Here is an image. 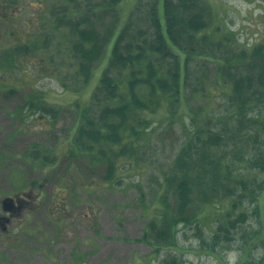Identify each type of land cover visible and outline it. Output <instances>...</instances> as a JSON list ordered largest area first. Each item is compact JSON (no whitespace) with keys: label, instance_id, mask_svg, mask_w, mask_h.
Here are the masks:
<instances>
[{"label":"trees","instance_id":"obj_1","mask_svg":"<svg viewBox=\"0 0 264 264\" xmlns=\"http://www.w3.org/2000/svg\"><path fill=\"white\" fill-rule=\"evenodd\" d=\"M124 1L54 0L58 11L44 19L48 37L38 38L47 39V46L49 41L56 43L59 54L66 50L62 45L68 40L74 75L85 87L103 62L90 99L75 102L79 127L72 136L70 155L106 165L104 179L111 180L119 157L137 158L141 153L144 142L140 138L146 139L153 122L149 115L169 106L173 114L182 105L190 125L183 119L184 141L160 181L155 195L158 204L141 239L148 240L156 252L176 245L179 226L198 223L201 207L215 204L219 210L229 200L224 215H218L217 226H212L208 252L217 255L221 246L232 249L237 234L244 243L248 237L253 243L263 241L264 41L240 45L234 33L223 34L224 28L212 19L209 0H136L123 22L119 16ZM14 2L0 0V30L13 32L5 38L12 42L0 45V60L6 62L11 85L4 90L11 93L18 87L11 81L17 60H25L28 53H48L39 40L14 45L20 31ZM107 15L112 17L111 26L102 29ZM9 24L12 30L7 29ZM200 69L207 74L198 75ZM198 86L209 88L205 97L213 94L214 87L220 88L225 107L214 103L208 108L199 102L192 108ZM43 93L27 94L16 116L22 118L24 109L41 111L39 117L55 116L59 108ZM51 153L52 147L36 142L24 152L33 154L32 163L41 167H50L56 159ZM140 193L145 211L143 188ZM246 204H252L251 216L259 222L251 232L245 227L251 218ZM244 243L239 248V264L252 262L250 246Z\"/></svg>","mask_w":264,"mask_h":264},{"label":"rangeland","instance_id":"obj_2","mask_svg":"<svg viewBox=\"0 0 264 264\" xmlns=\"http://www.w3.org/2000/svg\"><path fill=\"white\" fill-rule=\"evenodd\" d=\"M14 1L13 9L19 19L17 29H20L14 45L39 40L48 53H28L25 60L23 57L17 60L14 77L8 78L18 86L13 87L12 93L4 90L11 85L7 82L6 62L0 60V216H10L7 223L2 220L7 224L5 229L0 224V264H239L242 254L239 248L244 243L240 234L232 241L230 250L221 246L217 255L207 250L212 226H217L218 215H224L229 200L219 210L215 204L201 207L198 223L179 226L176 245L156 252L148 240L141 239L158 204L155 195L160 181L184 141L183 119L190 125L186 108L180 105L172 114L174 108L169 106L170 109L162 108L149 115L153 122L144 135L146 139L140 138L144 143L139 156L122 155L118 158L115 177L104 179L106 165L91 163L81 155H70L72 136L79 127L75 102L83 104L90 99L103 62L85 87L74 75L76 67L67 51L68 40L62 45L66 50L59 54L55 51L56 43L49 41L48 47L47 39H40L48 37L44 19L58 11L53 6L54 0ZM135 2H123L119 16L123 22ZM209 2L214 12L212 19L224 28L223 34L234 33L240 45L252 46L264 41V0ZM111 20V15L105 16L101 28L111 26ZM9 25L7 29L12 30L13 26ZM11 32L0 30V45L3 41V45L12 42L5 40ZM202 74L207 72H198ZM79 87L83 89L77 90ZM203 87L198 86L192 108L199 102L207 103L208 108L214 103L225 107L226 97L223 99L220 88L214 87L213 94L205 97L209 88ZM39 90L44 91L50 104L59 108L58 113L39 117L41 111L27 113L24 109L20 111L22 118L16 116L25 96ZM35 142L53 148L50 156L56 159L50 167H41L38 162L35 166L33 154H24ZM34 180L40 182L32 185ZM141 188L146 193L145 211L140 201ZM6 196L19 198L21 205L14 206L11 212L2 211ZM245 207L251 216L252 204ZM258 225L255 216L245 222L250 232ZM246 245L250 246L252 262L245 264H264V240L253 243L252 237H248Z\"/></svg>","mask_w":264,"mask_h":264},{"label":"water","instance_id":"obj_3","mask_svg":"<svg viewBox=\"0 0 264 264\" xmlns=\"http://www.w3.org/2000/svg\"><path fill=\"white\" fill-rule=\"evenodd\" d=\"M14 198H12V197H5L4 199H3V201H2V203H3V208H4V210L5 211H10V209L12 208V206H13V200Z\"/></svg>","mask_w":264,"mask_h":264},{"label":"flooded vegetation","instance_id":"obj_4","mask_svg":"<svg viewBox=\"0 0 264 264\" xmlns=\"http://www.w3.org/2000/svg\"><path fill=\"white\" fill-rule=\"evenodd\" d=\"M17 206H18V205H17ZM2 220L8 222V221H10V217H9V216H6V215H2V216L0 217V221H1L2 223H4Z\"/></svg>","mask_w":264,"mask_h":264}]
</instances>
